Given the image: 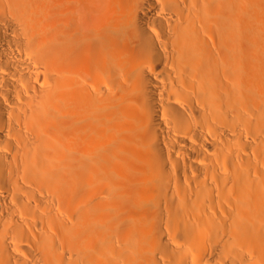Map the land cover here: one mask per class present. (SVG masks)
<instances>
[{
	"label": "bare ground",
	"instance_id": "6f19581e",
	"mask_svg": "<svg viewBox=\"0 0 264 264\" xmlns=\"http://www.w3.org/2000/svg\"><path fill=\"white\" fill-rule=\"evenodd\" d=\"M0 264H264V0H0Z\"/></svg>",
	"mask_w": 264,
	"mask_h": 264
}]
</instances>
